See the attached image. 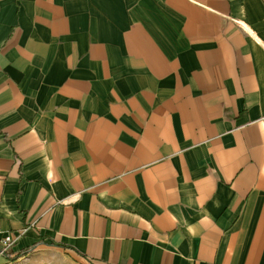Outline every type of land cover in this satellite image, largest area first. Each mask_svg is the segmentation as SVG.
Returning <instances> with one entry per match:
<instances>
[{"label": "crops", "instance_id": "obj_1", "mask_svg": "<svg viewBox=\"0 0 264 264\" xmlns=\"http://www.w3.org/2000/svg\"><path fill=\"white\" fill-rule=\"evenodd\" d=\"M0 233L264 264V0H0Z\"/></svg>", "mask_w": 264, "mask_h": 264}, {"label": "rangeland", "instance_id": "obj_2", "mask_svg": "<svg viewBox=\"0 0 264 264\" xmlns=\"http://www.w3.org/2000/svg\"><path fill=\"white\" fill-rule=\"evenodd\" d=\"M10 264H80L66 256L65 252L59 249H45L28 256L21 261H13Z\"/></svg>", "mask_w": 264, "mask_h": 264}, {"label": "built area", "instance_id": "obj_3", "mask_svg": "<svg viewBox=\"0 0 264 264\" xmlns=\"http://www.w3.org/2000/svg\"><path fill=\"white\" fill-rule=\"evenodd\" d=\"M16 239L11 234L0 233V256L6 255L13 247Z\"/></svg>", "mask_w": 264, "mask_h": 264}, {"label": "trees", "instance_id": "obj_4", "mask_svg": "<svg viewBox=\"0 0 264 264\" xmlns=\"http://www.w3.org/2000/svg\"><path fill=\"white\" fill-rule=\"evenodd\" d=\"M31 249L22 250L16 256L9 258V260L13 261V260H16V259H18V258H20L22 256H25V255H27L30 252Z\"/></svg>", "mask_w": 264, "mask_h": 264}]
</instances>
